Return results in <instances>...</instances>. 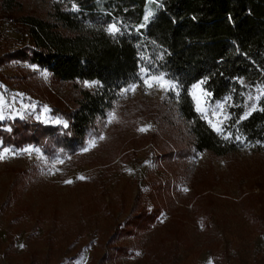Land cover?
<instances>
[{"label": "rangeland", "instance_id": "1", "mask_svg": "<svg viewBox=\"0 0 264 264\" xmlns=\"http://www.w3.org/2000/svg\"><path fill=\"white\" fill-rule=\"evenodd\" d=\"M56 1L12 0L8 10L11 1L0 0L5 130L15 119L63 127L81 90L93 87L56 81L22 57L32 40L20 18L48 19ZM141 69L139 83L119 92L113 109L74 154L48 150L50 140L20 148L0 142V154L10 150L0 160V264H264V139L249 143L231 124L237 109L242 119L251 105L250 114L264 106V77L240 80L236 104L231 96L214 101L196 92L211 129L208 119L219 123L211 115L217 104L229 116L223 127L237 148L216 157L192 151L174 101L178 87L147 89ZM133 85L140 86L131 90ZM192 91L193 85L196 111ZM92 140L95 145L85 152ZM26 148L39 152L28 154ZM157 208V224L126 236L128 219Z\"/></svg>", "mask_w": 264, "mask_h": 264}, {"label": "trees", "instance_id": "2", "mask_svg": "<svg viewBox=\"0 0 264 264\" xmlns=\"http://www.w3.org/2000/svg\"><path fill=\"white\" fill-rule=\"evenodd\" d=\"M52 10L48 19L20 18L32 40L22 57L56 81L93 87L81 90L76 107L65 116L67 128L15 119L5 130L0 122L2 146H42L50 140L48 150L74 154L113 109L119 92L139 83L144 68L177 84L174 101L194 153L225 157L236 151L233 139L214 132L195 111L189 89L206 81L204 89L214 101L231 96L236 104L240 80L264 77V0H57ZM149 12L147 25L140 28ZM113 22L121 28L116 37L103 30ZM242 115L241 109L233 113L234 131L249 143L261 142L264 106ZM160 210L128 219L126 236L149 231Z\"/></svg>", "mask_w": 264, "mask_h": 264}, {"label": "snow or ice", "instance_id": "3", "mask_svg": "<svg viewBox=\"0 0 264 264\" xmlns=\"http://www.w3.org/2000/svg\"><path fill=\"white\" fill-rule=\"evenodd\" d=\"M152 16V13L149 12L147 15L144 16V22L139 26L140 28H143L147 25L148 21H149V18ZM106 33H108L110 36L112 37H116L120 32H121V28L119 26V22H113L111 24H109L107 27H105L103 29ZM141 74H142V80H143V86L147 89H153V88H159V90L161 91H175L176 88H177V85L169 80H167L164 76V74H158V75H152L150 74L149 70L147 69H144L142 68L141 69ZM206 81H200L198 82L197 84L193 85V91H192V96H193V99L197 101V104H196V111L198 113L201 114V118H205L207 119V109L205 107L202 106V103H201V100L200 98H198L196 96V92L199 91L201 96L202 97H208L210 96V93L203 90L202 89V84H204ZM241 83H243L241 81ZM85 86H93V85H90V84H87ZM140 85H133L132 86V89L131 90H134L136 87H139ZM130 89H125L124 92H128ZM176 95L178 96L179 95V92H176ZM230 99V98H229ZM252 99V96L250 95L249 96V100ZM223 109H224V104L221 103V104H217L216 105V110L215 111H212L211 115L219 122V123H213V120L211 119H208V123L209 125L212 127L213 131L217 132V134H220L222 135V137L224 139H230L231 137L226 134L225 130H224V122H226L228 119H229V116L227 114H225L223 112ZM255 110V104L251 105L250 106V111H253ZM45 112H47L48 110L45 109L44 110ZM250 111L249 113H246L243 118H246L248 114H250ZM223 117V119L221 120L220 117ZM5 117L2 113H0V120H3ZM23 118V117H21ZM112 119H114V114H111L110 115V118H109V122L112 121ZM55 123L57 124H60L61 122L59 120L55 121ZM63 127L64 128H67L68 127V124L67 123H63ZM147 129L145 128H140L139 131L141 132H144L146 131ZM99 139L103 140L104 137H99ZM240 138L237 137V140H239ZM243 142V141H241ZM95 145V140H92L89 142V145L88 147H86L84 149V151H88L89 148L93 147ZM9 149L5 148L3 150V153L0 154V160H3L6 158V156L8 155L9 153ZM33 151L35 152H39V149H32V148H26V149H23V152L25 153H28V154H31ZM81 180L84 179V177H80ZM66 183H71V181H67ZM185 191H187V189H185ZM21 247H23V245H21ZM137 255H139V253H137Z\"/></svg>", "mask_w": 264, "mask_h": 264}]
</instances>
